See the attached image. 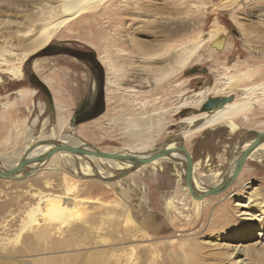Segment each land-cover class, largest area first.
<instances>
[{"label": "rangeland", "instance_id": "1", "mask_svg": "<svg viewBox=\"0 0 264 264\" xmlns=\"http://www.w3.org/2000/svg\"><path fill=\"white\" fill-rule=\"evenodd\" d=\"M58 3L0 0V50L33 47L37 32L62 18ZM207 34L190 61L167 77L186 45ZM50 44L89 48L104 61L106 110L78 125L88 145L110 151L131 144L126 124L140 117L159 120L160 131L141 137L154 138L155 146L181 131L180 111H200L201 105L176 110L183 99L205 86L222 87L223 73L250 70L205 101L232 99L239 86L264 81V0H102L60 25L44 47ZM31 56L19 80L0 83V157L19 156L27 141L55 127L57 114L68 119L63 130L72 131L90 83L89 71L69 55ZM34 60L37 77L51 81L48 95L24 75ZM253 116L264 119V107ZM235 121V129L221 123L184 142L193 175L213 179L203 186L213 185L210 170L226 169L252 130ZM59 162L49 161L55 167L42 172L31 166L24 178H0V264H264L263 157L247 159L224 192L203 199L192 197L178 168L163 161L109 177L97 165L81 173ZM56 206L63 209L52 214Z\"/></svg>", "mask_w": 264, "mask_h": 264}, {"label": "bare ground", "instance_id": "2", "mask_svg": "<svg viewBox=\"0 0 264 264\" xmlns=\"http://www.w3.org/2000/svg\"><path fill=\"white\" fill-rule=\"evenodd\" d=\"M54 1L59 2L57 5V9H58V12L61 14V16L62 15L63 16L56 23L43 27L41 30L37 32V35L35 37L36 38L35 44L33 47L29 49H25L24 51L19 52V53L13 51L10 48H5V50H0V59H1L0 62L9 65L5 69L0 68V83H5L7 79H12V78H17L19 80L20 77L22 76V69H21L22 64L26 62L29 55L31 56V54L36 53L37 51H39V49H41L47 44V42L52 37V35L56 33L60 25H63L64 23L78 16L79 14L87 10L88 8H91L93 4L99 3L102 0H54ZM183 28L184 27H181V25H179V27H176L175 31L181 30ZM169 32H170V35L174 33L172 30H169ZM211 36H212L211 34H207L203 39L197 40L195 43H192L191 45H186L184 50L181 51L180 56L177 59L176 63L173 64L171 68H168L167 70L164 71L167 77L170 76L172 72L175 73L176 70L178 71L177 68L184 67L193 57L194 53L200 47L202 42L206 41ZM218 37H220V40H221L222 35H219ZM101 62L104 63L103 60ZM106 64L108 65L109 63H106ZM32 68L34 72L37 71V60H34L32 62ZM106 69H107V66H106ZM249 71L248 73H245V74L241 73L239 75L238 74L235 75L234 73L233 74H226V72L225 74L223 73L222 75H223L224 81H223L222 87L232 84L235 80L237 81V79H239L240 81L244 80L247 77L246 75L247 74L249 75L250 73ZM23 72L25 74L24 69H23ZM108 72L110 71L108 70ZM42 80L47 86H52L49 78L46 77V78H43ZM222 87L218 88L217 90H214L212 85L205 86L204 88L195 91L191 95H187L183 99V101L180 103V105L176 107V110H178L179 107L190 106V105L196 108L200 106L205 101L207 96L210 95L211 93H213L214 95H217L221 91H224ZM20 90L21 89L19 88L17 91H20ZM237 90H239L238 91L239 93L237 94L236 92L237 94L236 96L232 97V99L227 98L220 106L215 107L212 110L199 111L197 113H191V114H188L187 116L182 117L179 121L182 123L181 131L175 134L176 136L173 137L174 140L168 142L166 146V148H170V149L178 148L181 143H184L185 141H187L193 134L200 132L207 128H212L221 123H227L231 127V129H235L239 126L236 123L237 121H235L236 119H240L242 121L245 120V122L248 125L250 124L251 129H252L251 132L245 137L243 142L240 144L237 150V153L235 154V156L233 157L229 165H227L228 167L222 170L221 169L210 170L209 173L215 177L213 181V185L221 183L222 181H224L225 179L229 177L233 169V166L237 162L238 158H241L240 156L242 155L246 147H248V145L254 140L257 133L264 131V119H261L259 121H254V120H251L253 118L249 117L253 115L254 116L258 115L259 110L264 107V81L260 83H255V84H243L239 86ZM55 119H56L55 127L50 128V130L47 129L45 131L46 133L43 132V135L40 134L39 136L34 137L30 139L29 141H27L24 144L22 152L19 154V156H14L12 154H3L2 157H0V161L4 164V166L6 165V167L8 168L15 167L20 161V158L24 154L28 158L36 157V156L44 154L46 151H48L49 149L53 147L52 143L51 144L50 143L41 144L36 147H32V144L35 141H41L45 139H49V140L56 139V142L68 144V145L78 146V145H85L86 143L88 144V142L84 141L85 136L82 135L81 133L82 129L79 130L78 126H76V127H73L72 131L65 132L63 130V127L68 123L67 121L68 119H66L62 114L55 115ZM69 122L72 125L71 120H69ZM126 125L129 127L127 128V133L130 136H132L131 138H133L134 142H132L131 144H127L123 148L113 149L110 151H105L99 148H96V149L103 151V152H108V153L125 154L131 157H134V156L144 157V155L148 154L150 151H153L157 149L160 145H162V143H160L159 145L153 146L155 142L154 138H152L149 142H147L144 138H142L143 140H141V137H143L144 135H147L148 137H150L149 135L161 130L159 129L161 128V125L158 119L156 120V118H152L149 121H147V120H144V118L139 117L137 118V120L130 122V123L128 122ZM83 134L85 133L83 132ZM87 149L93 150L94 148L88 147ZM79 156H84L85 159ZM262 157L264 158V140H262L259 144H257L254 149L252 148V150L247 155L246 160L250 158H254L255 160L258 161ZM49 161H52V163L60 161L63 164L67 165L70 169L71 168L76 169L80 171L81 173H88L90 172V170L94 169L97 165L99 167L98 172L102 174L103 177L104 176L109 177L112 175L119 174V172L121 171L123 172L126 169H130L129 173H133L134 171L143 169V167L149 164H157V166L160 167L161 166L160 162L163 161V162H166V164L174 165L175 167H177L178 174L180 177H182V179H184V174H185L184 165H183L184 155L180 152L174 153L171 156H163V157L156 158L137 168H129L131 166L122 161H117V160H112V159L102 158V157H95L92 155L73 154V153H69L65 151H57L54 154H52V156H50L48 159L44 161L29 164L28 166H26V169H30L31 166H34L32 167L34 170L40 169L41 172L44 170H48V169L50 170L51 168H54L55 166H50L48 164ZM92 166L94 168H91ZM179 168H180V171H179ZM95 172L97 173V171ZM20 174H23V173H20ZM192 178L198 188L210 187V186H203L205 185L203 183L205 182L211 183L213 180V179H210L208 182V178H209L208 177V178H202L200 179L202 181H200L199 179L195 177V175H193V167H192ZM184 188L187 191H189L185 183H184ZM248 197L252 198L254 196L251 193L249 194ZM171 206H172L171 199H168L166 202L167 209H170ZM52 208H53L52 210H54L51 212L52 214L55 211L58 212L61 209H63L60 206H56Z\"/></svg>", "mask_w": 264, "mask_h": 264}, {"label": "water", "instance_id": "3", "mask_svg": "<svg viewBox=\"0 0 264 264\" xmlns=\"http://www.w3.org/2000/svg\"><path fill=\"white\" fill-rule=\"evenodd\" d=\"M45 49H46L45 47H42L39 51L34 53L30 58L35 57L36 55L37 56L42 55V53L45 51ZM33 74H35V73L33 72ZM30 82L35 87L42 90L44 92V94L48 95V88L46 87V84L44 82H42L41 80H38L36 75H35V78L33 76H30ZM228 97H232V96H228ZM226 99L227 98H225V97L210 98L201 104L200 111L212 110L215 107L220 106ZM189 109H192V108H185L182 111H180V116L181 117L185 116V114L188 112ZM177 124L182 126L181 122H178ZM172 126H173V128L176 127L175 124H173ZM174 136H176V135H173L170 138L166 139L162 143V145H160L157 149L150 151L148 154L144 155V157H141V156L131 157V156H128L125 154L103 152V151L96 149V147L88 145L87 143L85 145H78L77 146V145H68V144H63V143L53 141V142H49L50 144L51 143L53 144V147L51 149H49L48 151H46L42 155L28 158L24 154L20 158V161L18 162V164L15 167L4 168V167L0 166V178L13 179V178H17V176L20 173H23V178H24V177L30 175V171H32L30 169H26V166H28L29 164H32V163H38V162L44 161V160L48 159L50 156H52V154H54L57 151H65V152H69V153H73V154L92 155L95 157H102V158H108V159H112V160L122 161V162L129 164L131 166L129 168H137V167H140L141 165L148 163V162H150L156 158L163 157V156H171L174 153L180 152L184 155V162H183L184 170H185L184 181L186 183V186L188 187L189 193L192 197H194L196 199H203V198H206L208 196H213V195L220 194V193L224 192L234 182V180L238 177V175L242 169V166L244 164V161L246 160L249 152L252 150V148L254 149L257 144H259L262 140H264V131L257 133L254 140L248 145V147H246V149L243 151L242 155L240 156L241 158H238L237 162L233 166V169H232L229 177L227 179H225L224 181H222L221 183H218L216 185H212V187L210 186L208 188H198L196 186V184L192 178V157H191L188 149L184 145V143H181L178 148H171V149L166 148L167 143L174 140V138H173ZM88 147H92L94 149L89 150V149H87ZM129 170L130 169H126L123 172H125V174H128Z\"/></svg>", "mask_w": 264, "mask_h": 264}, {"label": "flooded vegetation", "instance_id": "4", "mask_svg": "<svg viewBox=\"0 0 264 264\" xmlns=\"http://www.w3.org/2000/svg\"><path fill=\"white\" fill-rule=\"evenodd\" d=\"M45 48L46 49L42 53V55H38L37 57L51 55H69L72 58L78 60V62L82 63L89 71L91 77L90 83L87 87V92L79 100V103L74 110L72 121L73 125L78 126L101 116L106 110V75L105 69L98 59V55H96L93 50L85 47L80 49L77 47L50 44ZM27 64L24 68V75L30 80V76H33L35 78L36 74H33V70H28ZM38 80L40 79L38 78Z\"/></svg>", "mask_w": 264, "mask_h": 264}]
</instances>
